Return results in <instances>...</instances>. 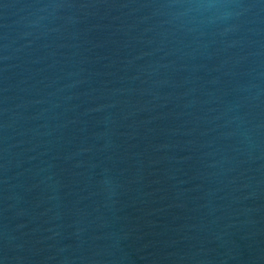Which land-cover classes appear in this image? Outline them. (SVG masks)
I'll return each instance as SVG.
<instances>
[{
	"label": "water",
	"instance_id": "95a60500",
	"mask_svg": "<svg viewBox=\"0 0 264 264\" xmlns=\"http://www.w3.org/2000/svg\"><path fill=\"white\" fill-rule=\"evenodd\" d=\"M0 264H264V0H0Z\"/></svg>",
	"mask_w": 264,
	"mask_h": 264
}]
</instances>
